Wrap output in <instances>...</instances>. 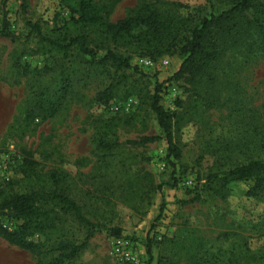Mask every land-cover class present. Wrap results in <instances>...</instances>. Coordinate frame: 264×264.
Listing matches in <instances>:
<instances>
[{
    "label": "rangeland",
    "instance_id": "374dc122",
    "mask_svg": "<svg viewBox=\"0 0 264 264\" xmlns=\"http://www.w3.org/2000/svg\"><path fill=\"white\" fill-rule=\"evenodd\" d=\"M230 1L102 3L109 19L117 21L143 5L183 12L190 7L203 16L227 9ZM27 2L25 10L22 0H0V24L9 19L11 30L23 33L27 19L54 27L69 18L58 0ZM253 38L245 36L213 65L214 82L207 77L175 79L183 61L178 52L153 60L112 46L130 58L132 68L93 69L60 113L29 122L24 110L32 79L17 64L42 66L47 56L24 55L20 41L0 36V203L12 194L47 188L53 172L68 173L86 216L100 227L81 255L66 264H117L110 253L115 228L121 230L118 237L139 244L149 264H264V200L249 194L253 183L232 182L225 197L201 192L199 200H191L212 172L252 158L264 160V53L252 49ZM156 83L163 85V108L178 114L179 158L167 156L163 138L138 142L162 135L156 115L137 94L139 87L153 89ZM105 85H114L118 93L103 105L97 95ZM102 134L117 145L104 159L96 150ZM26 157L37 162L28 174L22 171ZM21 222L0 209V224L14 228ZM72 225L67 227L80 236ZM32 239L41 241L42 251L53 241L42 234ZM41 257L0 233V264H35Z\"/></svg>",
    "mask_w": 264,
    "mask_h": 264
},
{
    "label": "trees",
    "instance_id": "16d2710c",
    "mask_svg": "<svg viewBox=\"0 0 264 264\" xmlns=\"http://www.w3.org/2000/svg\"><path fill=\"white\" fill-rule=\"evenodd\" d=\"M58 1L69 14L61 25L50 27L41 21L27 19L26 31L14 33L9 19L0 24V36L20 41L24 45L22 54L47 56V62L42 66L17 64L32 79L31 94L24 110L25 120L29 122L52 118L60 113L69 102L75 86L89 77L93 69L105 72L110 67L115 70L132 68L130 58L117 54L112 46L131 48L153 60L178 52L183 61L174 75L175 79L207 77L211 82L215 81L213 65L231 48L240 45L250 33L254 35L252 49L264 53V0H231L227 9L211 10L203 16L199 15V10L190 7L183 12L180 7L160 9L143 5L137 12L117 21L109 19V10L102 0ZM27 7V0H22V8L26 10ZM58 15L54 13L53 20ZM137 29L140 31L136 32ZM162 89L163 85L159 83L153 89L147 86L137 89L142 103L156 115L162 131V135L144 137L138 142L149 143L163 138L168 145L167 156L179 158L181 149L175 136L179 118L177 113L163 108ZM117 93L118 88L116 91L114 85H105L98 93L97 101L107 104L117 97ZM116 146L114 140L102 134L96 150L104 159ZM26 158L22 171L28 174L34 172L37 162ZM69 178L68 173L53 172L47 188L12 194L0 203L2 212L8 210L22 221L12 229L0 224V233L10 244L43 255L35 264L74 261L100 227L86 216L73 194ZM238 181L253 183L249 194L264 200V160L252 158L212 172L202 187L194 190L191 200H199L201 192L225 197L228 185ZM72 223L80 229V236L75 235L73 228L67 227H73ZM36 234L53 241L42 251L41 241L32 239ZM112 234L118 237L121 230L115 228Z\"/></svg>",
    "mask_w": 264,
    "mask_h": 264
},
{
    "label": "built area",
    "instance_id": "2783aa9c",
    "mask_svg": "<svg viewBox=\"0 0 264 264\" xmlns=\"http://www.w3.org/2000/svg\"><path fill=\"white\" fill-rule=\"evenodd\" d=\"M145 65L151 61L142 60ZM12 229V228H8ZM117 264H149L148 260L139 251V244L130 237H117L113 240L111 252Z\"/></svg>",
    "mask_w": 264,
    "mask_h": 264
}]
</instances>
